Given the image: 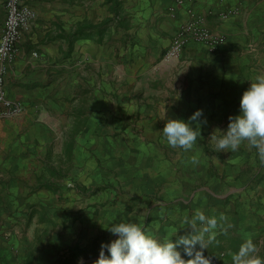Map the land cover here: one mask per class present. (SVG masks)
Here are the masks:
<instances>
[{"label": "crops", "instance_id": "crops-1", "mask_svg": "<svg viewBox=\"0 0 264 264\" xmlns=\"http://www.w3.org/2000/svg\"><path fill=\"white\" fill-rule=\"evenodd\" d=\"M21 1L35 17L4 76L22 111L0 117V264H92L113 217L161 241L177 228L175 241L197 209L227 217L216 237H251L264 257V164L246 143L216 152L209 140L264 74V0ZM4 16L0 0V36ZM190 21L221 44L189 40L165 59ZM197 109L198 144L169 146L162 118ZM222 246L204 255L231 264L237 250Z\"/></svg>", "mask_w": 264, "mask_h": 264}, {"label": "clouds", "instance_id": "clouds-1", "mask_svg": "<svg viewBox=\"0 0 264 264\" xmlns=\"http://www.w3.org/2000/svg\"><path fill=\"white\" fill-rule=\"evenodd\" d=\"M162 119H165L162 132L169 146L186 152L194 149L201 137V109H197L188 121L165 116ZM228 121L226 130L216 129L210 135L209 140L215 145L216 152H237L246 143L249 149L256 150L264 164V74H257L249 82L240 97L239 113L229 115ZM190 159L192 164L199 163L198 155ZM226 221L224 214L207 216L197 209L190 218L185 215L180 225L188 226L190 231L187 234L174 241L171 237L176 235V228L161 241L147 233L140 224L131 220L117 222L113 217L109 226L102 227L116 238L108 243L101 242L98 257L92 264H212L211 256H205L203 250L215 240L218 228L226 231ZM180 246L187 258L178 250ZM229 256L231 264H264L260 246L251 237L244 240L237 251L229 252ZM77 264H84L83 258H79Z\"/></svg>", "mask_w": 264, "mask_h": 264}, {"label": "built area", "instance_id": "built-area-1", "mask_svg": "<svg viewBox=\"0 0 264 264\" xmlns=\"http://www.w3.org/2000/svg\"><path fill=\"white\" fill-rule=\"evenodd\" d=\"M5 16L0 36V117L18 115L22 111V104L7 96L4 87V76L8 63L15 52L16 41L23 30H27L35 17V11L22 3L21 0H3ZM189 40L203 44L208 51H214L222 42V36L208 29L202 22L190 21L182 24L164 53L165 59L177 58ZM219 255H223L220 252ZM183 256V255H182ZM211 256L212 264L217 258ZM184 258H186L184 256Z\"/></svg>", "mask_w": 264, "mask_h": 264}, {"label": "trees", "instance_id": "trees-1", "mask_svg": "<svg viewBox=\"0 0 264 264\" xmlns=\"http://www.w3.org/2000/svg\"><path fill=\"white\" fill-rule=\"evenodd\" d=\"M223 236L222 235L221 236H217L215 238V240L211 244H209L208 248L210 250H213L215 248L223 247L222 244L228 243L229 244L228 248L233 249V250H238L240 244L242 242H244L242 239H235L234 238V239L230 240L227 237L225 239V237H223ZM224 239H225V241H223V242L220 241V240H224Z\"/></svg>", "mask_w": 264, "mask_h": 264}, {"label": "rangeland", "instance_id": "rangeland-1", "mask_svg": "<svg viewBox=\"0 0 264 264\" xmlns=\"http://www.w3.org/2000/svg\"><path fill=\"white\" fill-rule=\"evenodd\" d=\"M68 180V179H67ZM69 181V180H68ZM71 182V181H70Z\"/></svg>", "mask_w": 264, "mask_h": 264}]
</instances>
